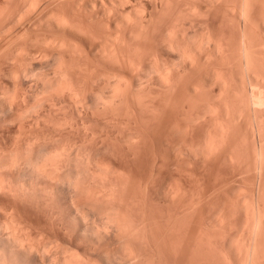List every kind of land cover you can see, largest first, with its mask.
Segmentation results:
<instances>
[{
	"label": "rangeland",
	"instance_id": "rangeland-1",
	"mask_svg": "<svg viewBox=\"0 0 264 264\" xmlns=\"http://www.w3.org/2000/svg\"><path fill=\"white\" fill-rule=\"evenodd\" d=\"M121 1L0 0V161L3 162L0 163V167L2 164L10 166L13 164L14 166L15 162L28 159L33 160L32 162L37 159V162L39 160L41 163L45 160L44 156L52 155L54 151L58 153L59 149H62L63 151H59L58 155L56 153L58 158L61 154L64 156H61L58 163H62L61 165L65 166L63 170H67L69 174L71 173L70 175L74 176V172L78 174L82 172L80 174L82 177L81 186L79 185V187L81 190L85 189L82 191L83 193L88 192V196L81 192L82 197L79 195L80 198H76L75 206L77 205L76 208L83 207L81 211L84 212L85 209L86 214L90 212L91 220L87 215V223L91 225L90 228L93 223L97 228V225H101L99 228L102 235H97L98 237L105 235L104 238L102 237L103 239H100L96 235L85 234L87 232L82 231L76 222L73 223L69 218L71 207L65 203L67 201L61 199L60 190H58L59 193L53 190L55 193L52 194L50 200L47 197L43 201L41 197L47 189V186H44L45 183L34 178V182H31L32 177H26L25 180L23 177L17 179L2 169L3 172L0 171L3 174L5 171V174L1 177L2 173L0 172V191L2 190L0 192V210L2 211H0V236L4 235L2 233L4 224L8 225L11 222L14 224L15 222L17 228L22 227L26 231L28 230L27 232L23 231L28 233V239L32 238L29 242H33L34 239L35 243L29 244L36 247L30 256L25 252L10 249L5 242L6 239L3 240L0 237V264H50L57 259L58 262H62L64 256L66 257L65 252H68V256L72 254L78 256L79 254L78 257L81 258V261L86 259L84 264L86 261L90 264H131L132 262L136 264H248L243 249L246 248L244 245L247 246L250 240V233L248 236L246 228L251 225L248 228L251 231L253 223L250 211L246 207L248 204L244 205V202L251 203L255 198L258 203V199H261L260 206L263 209L262 215L264 214V171L261 172L264 166L261 165V169V163L258 160V154L264 148V130H262L264 129V0L256 1L258 5L256 2L255 5L253 4L255 7L253 6L254 9L250 10L252 13L250 12L248 16L249 22L247 21L245 24L241 18L243 15L240 14L243 0H220L222 2L220 4L217 0L212 2H210L211 0H124L128 2L124 6ZM26 8H28V12L25 10ZM125 17L129 21H125ZM60 19L65 20L66 28L64 25L60 27L61 25L56 24ZM46 41L49 42L46 43ZM245 42L250 43L246 45ZM62 43L63 45L68 43V46L66 44L64 46L66 48L60 47ZM109 46L111 49L115 47L118 50L116 53L119 55L115 58L118 57L117 61L119 62L113 63L110 61L111 59L107 61V53L110 52ZM240 46L244 48L241 47L243 50L237 54ZM29 51L31 56H29ZM245 51L246 53H242ZM103 52H107V56ZM128 52L129 54H127ZM247 52L250 54V56L248 55L250 59L246 56ZM240 54H243L241 56L245 59L243 65L242 57L239 58ZM246 58L251 62H246ZM60 61L63 68L58 67L60 66L58 64H61ZM247 63H251L253 66L249 64L248 66L251 68L247 67ZM60 69H64V72L65 70H67L66 72L70 71L67 74L68 77L65 78L66 81L62 77L64 73L58 75ZM55 71H57L56 75ZM65 76L66 74H64ZM59 79L64 82L61 83ZM44 81H48V84L43 83ZM57 81L63 85L62 88L56 85ZM66 82H68V89L65 88L67 87ZM124 86L126 89H123ZM114 88L115 90H113ZM50 90L53 93H50ZM57 90L62 92L59 93ZM77 94L79 98L76 96ZM41 95L42 97H40ZM172 96L173 98H171ZM164 100L167 102H163ZM79 101L81 107L77 105ZM164 103H168V105ZM227 104L233 106L232 108L242 109V120L238 123L240 125L236 123L237 126L233 127V133L229 137L231 140L229 139L230 141L228 140L218 152H208L207 157V149L204 145L207 144L208 134L213 133L214 136H217V130L221 129H219V124L221 127V121H223L221 118L217 119L219 116L223 117L222 114L218 115L219 112H217V114L211 115L212 113L207 110L210 107H215L220 108L218 111L221 112ZM199 116L200 120H198ZM45 119L47 120L45 121ZM258 119L263 120L261 122ZM67 122L71 125H67ZM32 126L34 127L31 128ZM204 138L206 139L204 140ZM256 143L258 144L256 145ZM259 144L260 146H258ZM202 145L204 149H202ZM253 151L256 152V155ZM40 156L44 159L42 160ZM68 159L70 161H67ZM245 160L247 161L245 162ZM21 161L19 163H22ZM93 161L100 163L102 171L110 170L105 174L100 169L102 175L97 169V181L96 179L91 181L90 176L85 179L83 177L88 175L85 170L96 171ZM76 162L77 164L73 166ZM103 164L104 166L106 164L105 168ZM56 167L58 168V165ZM90 167L93 169L90 170ZM49 169L51 168L49 167ZM59 169L61 168L57 170ZM63 170H59L60 173L57 172L59 175H64L66 179V175H70L67 174V171L64 173ZM56 171L54 170L53 176L56 175V177L53 179H57V182L59 176L55 174ZM95 171H92V174ZM98 173L99 177H97ZM7 174L11 177L6 176ZM104 174L105 179H103ZM75 176L77 175L75 174ZM62 178L60 177L61 181ZM72 180L74 179L72 178ZM36 181L38 184L40 183V186H36ZM91 182H95V186L92 183L93 186L89 187ZM65 184L63 187L61 186L65 191L71 188L66 182ZM51 185L52 183H50ZM88 187L95 193L94 198H90L93 193L90 191L89 196ZM259 191L262 197H259V195L261 196V194L258 195ZM42 193L44 194L42 195ZM18 197L20 198L16 199ZM65 205L69 207L67 208ZM111 207L124 210L120 213H124L125 217L120 215L124 218L121 222L119 219L122 217L118 219L119 222L114 220L116 224L113 226L111 222L107 226V220H104L107 219L105 210L108 211ZM248 219L250 224H248ZM96 220L99 222L97 223ZM122 221L123 223L126 221L125 231L121 229ZM11 224L10 226H13ZM75 224L77 225L74 226ZM243 225L246 226L245 229ZM101 228L105 230L103 229L102 232ZM262 228L258 245L261 244L260 262L264 263V227ZM119 229L123 231L120 233ZM9 230L4 229L5 232ZM23 231L21 234L27 236ZM127 231L129 232L124 235V232ZM15 233L17 234V231ZM17 236L18 238L22 237L21 235ZM122 237L124 238L122 239ZM45 245L48 246L45 247ZM58 246H62V248L58 249ZM239 246H241L240 249ZM49 247L51 250L48 249ZM125 248L130 249L124 250ZM236 248L240 252H237ZM39 249L42 253L46 250V253L43 254L45 256L44 263L40 261L39 253L41 252ZM234 251L235 253H233ZM126 252L133 254L134 261L131 260L132 255L130 254L128 257L131 259L127 258ZM23 254L25 255L23 256ZM125 258L128 259L127 263ZM224 258L228 260L224 261ZM3 260L7 261L4 263Z\"/></svg>",
	"mask_w": 264,
	"mask_h": 264
},
{
	"label": "bare ground",
	"instance_id": "bare-ground-1",
	"mask_svg": "<svg viewBox=\"0 0 264 264\" xmlns=\"http://www.w3.org/2000/svg\"><path fill=\"white\" fill-rule=\"evenodd\" d=\"M202 1H206V0H202ZM212 1H214V0H211L210 2H212ZM222 1V0H221ZM256 1H258L259 2V0H243V2H242V4H241V8H240V14H242L243 15V17L241 16V18H243V22H244V24L248 21L249 22V18H248V16H249V14H250V10H252V9H254L253 8V6L255 5V2ZM217 2H218V4H220V3H222V2H220V0H217ZM216 2V3H217ZM125 3H128V2H126V1H124V0H122L121 1V4L124 6L125 5ZM257 3V2H256ZM29 4H33V3H29ZM34 4H37V3H34ZM41 4V3H40ZM254 4V5H253ZM115 5V4H114ZM257 5H258V3H257ZM29 7V6H28ZM33 7V6H32ZM255 7V6H254ZM257 7V6H256ZM30 8H31V6H30ZM29 8V10H31ZM194 8V7H193ZM27 9L28 8H26L25 10L27 11ZM33 10H35V9H33ZM192 10H194V9H192ZM24 11V10H23ZM25 12V11H24ZM28 12V11H27ZM110 12H112V11H110ZM252 13V12H251ZM18 15H20V14H18ZM15 17V16H14ZM13 17V18H14ZM16 18H17V16H16ZM19 18V17H18ZM127 18H128V16H127ZM124 19V18H123ZM125 19H126V17H125ZM251 19V18H250ZM12 20H14V19H12ZM125 21H129V19H126ZM251 21H253V20H251ZM238 22V21H237ZM125 23V22H124ZM56 24H58L60 27H63V25H64V27H65V25L67 24L66 22H65V20L64 19H60V20H58V22L56 23ZM250 24V23H249ZM249 24H247L248 26H250ZM256 24V23H255ZM244 27V26H243ZM247 27V26H246ZM7 28V27H6ZM9 28V27H8ZM66 28V27H65ZM69 28H70V25H69ZM73 28V27H72ZM247 29V28H246ZM6 30V29H5ZM73 30V32H74V29H72ZM2 31V30H1ZM13 31V30H12ZM77 31V30H76ZM4 34H5V32H3ZM244 33V32H243ZM8 34H10V33H8ZM118 36V35H117ZM121 37V36H120ZM110 39H111V37H110ZM110 39H108V40H110ZM125 39V38H124ZM1 40V39H0ZM7 40V39H6ZM54 40V39H53ZM57 40V39H56ZM120 40H122L121 38H120ZM58 41V40H57ZM64 41V40H63ZM111 41H113V40H111ZM118 41V40H117ZM49 42V41H48ZM47 41H46V43H48ZM64 42H66V41H64ZM63 42V43H64ZM115 42V41H114ZM128 42V41H127ZM63 43L60 45V47L61 46H66V44H67V46H68V43H66V44H64L63 45ZM74 43V42H73ZM118 43V42H117ZM129 43V42H128ZM250 42H248V44H249ZM45 44V43H44ZM52 44H54L53 43V41H52ZM59 44V43H58ZM57 44V45H58ZM72 44V43H71ZM115 44V43H114ZM130 44V43H129ZM245 44L246 45H248L246 42H245ZM1 45V44H0ZM48 45V44H47ZM50 45V44H49ZM56 45V46H57ZM70 45V44H69ZM123 45H125V44H123ZM243 45V44H242ZM91 46V45H90ZM129 46V45H128ZM49 47V46H48ZM70 47V46H69ZM74 47H75V45H74ZM79 47V46H78ZM122 47V46H121ZM125 47V46H124ZM223 47V46H222ZM241 47H243V46H240L239 48L241 49H238L239 50V52H237V54L238 53H241L240 51H242L243 50V48H241ZM249 47V46H248ZM252 47V46H251ZM51 48V47H50ZM64 48H66V47H64ZM109 49V53H107V52H103V54L105 55V56H107V54H108V56H107V61L108 60H110V61H112L113 63L114 62H119V61H117V60H119V58L117 57V58H115L116 56H118L117 55V53H116V51L118 52V50H116V48L114 47H112V49L110 48V46L108 47ZM250 48V47H249ZM52 49V48H51ZM57 49H58V47H57ZM68 49V48H67ZM66 49V50H67ZM106 49V48H105ZM104 49V50H105ZM219 49V48H218ZM245 49H246V46H245ZM244 49V50H245ZM252 49V48H251ZM75 50V49H74ZM82 50H84V49H82ZM73 51V50H72ZM76 51V50H75ZM98 51V50H97ZM246 51H247V49H246ZM246 51L245 52H242V53H246ZM30 52V51H29ZM36 52V51H35ZM59 52V51H58ZM60 52H61V50H60ZM63 52V51H62ZM85 52V51H84ZM124 52V51H123ZM223 52V51H222ZM26 53V52H25ZM34 53V52H33ZM82 53V52H81ZM107 53V54H106ZM248 53V52H247ZM251 53V52H250ZM19 54V53H18ZM29 54V53H28ZM35 54V53H34ZM74 54H75V52H74ZM73 54V56H75ZM84 54V53H83ZM127 54H129V52L127 53ZM26 55V54H25ZM59 55V54H58ZM68 55V54H67ZM71 55V54H70ZM103 55V56H104ZM241 55H243V54H240L239 55V58H240V56ZM250 56V54L248 53V54H246V56H247V58H249V56ZM263 55V54H262ZM29 56H31V52H30V55ZM62 56V55H61ZM60 56V58H62ZM121 56H124V55H121ZM182 56H184L183 54H182ZM181 56V57H182ZM245 56V55H244ZM245 56V57H246ZM254 56V55H253ZM34 57V56H33ZM64 57V56H63ZM108 57H110V58H108ZM242 58L241 59H243V61H242V65H243V62L245 61V59L243 58V56H241ZM122 58V57H121ZM246 58V59H247ZM113 59V60H112ZM123 59H125V58H123ZM226 59V58H225ZM250 59V58H249ZM249 59H247V61L246 62H251V61H248ZM57 60V59H56ZM64 60H65V58H64ZM229 60V59H228ZM237 60V59H236ZM61 61H63V60H61ZM60 61V63L61 64H58V65H60V66H58V67H61V68H63V64H62V62ZM240 61V62H241ZM258 61V60H257ZM65 62V61H64ZM123 62H125L126 63V61H123ZM226 62V61H225ZM228 62V61H227ZM245 62V63H246ZM112 64V63H111ZM250 64V66L252 65L251 63H249ZM248 63H247V67H250V66H248L249 65ZM53 65H56V64H53ZM245 66H246V64H244ZM51 66V65H50ZM80 66V65H79ZM193 66V65H192ZM244 66V67H245ZM253 66V65H252ZM53 67V66H52ZM58 67H57V69H58ZM65 68H67L66 66H64ZM69 67V66H68ZM74 67V66H73ZM44 68V67H43ZM64 68V69H65ZM243 68V67H242ZM246 68V67H245ZM251 68V67H250ZM1 69V68H0ZM41 69V68H40ZM63 69V70H64ZM247 69V68H246ZM245 69V70H246ZM63 70H61L60 69V71H58V75H60V74H62V73H64V74H66V76L64 77V74H62L63 76V79H65V78H67L68 76H67V74L70 72H66L67 70H68V68H67V70H65V72L63 71ZM72 70H73V68H72ZM243 70V69H242ZM250 69L248 68V71H249ZM30 71H32V70H30ZM36 71V70H35ZM40 71V70H39ZM57 71H55L54 72V74L55 73H57ZM74 71V70H73ZM29 72V71H28ZM45 72V71H44ZM72 72V71H71ZM85 72V71H84ZM245 72V71H244ZM35 73V72H34ZM246 73V72H245ZM244 73V74H245ZM249 73V72H248ZM247 73V74H248ZM4 74V73H3ZM75 74V73H74ZM73 74V75H74ZM86 74V73H85ZM165 74V73H164ZM186 74V73H185ZM251 74V73H250ZM32 75H33V73H32ZM56 75V74H55ZM104 75V74H103ZM169 75V74H168ZM249 75V74H248ZM26 76V75H25ZM69 76H70V74H69ZM78 76V75H77ZM80 76V75H79ZM255 76V75H254ZM30 77V76H29ZM36 77V76H35ZM50 77V76H49ZM81 77V76H80ZM170 77V76H169ZM180 77V76H179ZM257 77H258V75H257ZM261 77V76H260ZM6 78H8V77H6ZM16 78V77H15ZM44 78V77H43ZM48 78V77H47ZM52 78V77H51ZM104 78V77H103ZM251 78H253V77H251ZM17 79V78H16ZM25 79V78H24ZM41 79V78H40ZM50 79V78H49ZM56 79V78H55ZM62 78H61V80H63ZM70 79V78H69ZM120 79V78H119ZM170 79V78H169ZM26 80H27V78H26ZM29 80V79H28ZM32 80V79H31ZM48 80V79H47ZM57 80V79H56ZM61 80L59 79V81L61 82ZM55 81V80H54ZM59 81H57V83H56V85H58V86H61V87H59V88H62V84L61 83H63L64 81H66V79L64 80V81H62L61 83L59 82ZM68 81V80H67ZM94 81V80H93ZM169 81V80H168ZM167 81V82H168ZM230 81H231V79H230ZM249 81H251L252 82V80H249ZM264 81V80H263ZM262 81V82H263ZM17 82V81H16ZM46 81H44L43 83H45ZM48 82V81H47ZM46 82V83H47ZM52 82V81H51ZM58 82L60 83V85L58 84ZM120 82V81H119ZM122 82V81H121ZM170 82V81H169ZM169 82H168V84H169ZM232 82V81H231ZM42 83V82H41ZM42 83V84H43ZM50 83V82H49ZM67 84V87H65V88H67L68 89V82H66ZM78 83V82H77ZM224 83H225V81H224ZM18 84V83H17ZM48 84V83H47ZM53 84H55L54 82H53ZM106 84V83H105ZM119 84V83H118ZM171 84V83H170ZM175 84V83H174ZM96 85V84H95ZM116 85V84H115ZM126 85V84H125ZM37 86V85H36ZM49 86V85H48ZM53 86V85H52ZM57 86V87H58ZM81 86V85H80ZM121 86V85H120ZM123 86V85H122ZM127 86V85H126ZM169 86V85H168ZM226 86V85H225ZM248 86V85H247ZM246 86V87H247ZM70 87V86H69ZM116 87H118L117 85H116ZM125 87V86H124ZM171 87H172V85H171ZM263 87V86H262ZM21 88V87H20ZM50 88V87H49ZM58 88V89H59ZM75 88V87H74ZM113 88V87H112ZM120 88V87H119ZM229 88V87H228ZM231 88V87H230ZM233 88V87H232ZM249 88V87H248ZM253 88V87H252ZM255 88V87H254ZM64 89V88H63ZM93 89V88H92ZM118 89V88H117ZM123 89H126V87L125 88H123ZM123 89H121V90H123ZM171 89V88H170ZM40 90V89H39ZM44 90H45V87H44ZM47 90V89H46ZM52 90H53V87H52ZM55 90H56V88H55ZM54 90V91H55ZM62 90V89H61ZM69 90H71L70 88H69ZM83 90V89H82ZM113 90H115V88L113 89ZM112 90V91H113ZM64 91V90H63ZM42 92V91H41ZM44 92V91H43ZM49 92V91H48ZM52 91L50 90V93H51ZM57 92H59L58 90H57ZM56 92V93H57ZM62 92V91H61ZM61 92H59V93H61ZM74 92H75V90H74ZM85 92V91H84ZM125 92V91H124ZM259 92V91H258ZM53 93V92H52ZM66 93V92H65ZM76 93V92H75ZM169 93H171V92H169ZM48 94V93H47ZM117 94H118V92H117ZM247 94V93H246ZM44 95V94H43ZM56 95V94H55ZM62 95V94H61ZM85 95V94H84ZM94 95V94H93ZM123 95V94H122ZM126 95H128V94H126ZM26 96V95H25ZM32 96V95H31ZM64 96H65V94H64ZM75 96V95H74ZM77 97H78V94L76 95ZM164 96H166V94H164ZM171 96V95H170ZM23 97V96H22ZM40 97H42V95L40 96ZM49 97H51V96H49ZM76 97V98H77ZM86 97V96H85ZM112 97V96H111ZM168 97V96H167ZM166 97V99L167 100H169L168 98ZM247 97V96H246ZM16 98V97H15ZM20 98V97H19ZM34 98V97H33ZM35 98H36V96H35ZM59 98V97H58ZM79 98V97H78ZM171 98H173V96L171 97ZM170 98V99H171ZM253 98V97H252ZM38 99V98H37ZM37 99H36V101H37ZM40 99V98H39ZM60 99V98H59ZM82 99V98H81ZM80 99V100H81ZM107 99V98H106ZM118 99V98H117ZM160 99V98H159ZM162 99V98H161ZM254 99V98H253ZM1 100V99H0ZM18 100V99H17ZM25 100V99H24ZM77 100V99H76ZM84 100V99H83ZM99 100V99H98ZM110 100V99H109ZM127 100V99H126ZM138 100V99H137ZM247 100V99H246ZM245 100V101H246ZM255 100V99H254ZM22 101V100H21ZM40 101V100H39ZM101 101V100H100ZM103 101V100H102ZM112 101V100H111ZM155 101V100H154ZM162 101V100H161ZM166 100H164L163 102H165ZM33 102H34V100H33ZM80 102V101H79ZM78 102V104L77 103H74V104H77L78 106H80L81 107V102L79 103ZM106 102H107V100L105 101V104H106ZM109 102V101H108ZM167 102V101H166ZM170 102V101H169ZM249 102H250V100H249ZM29 103V102H28ZM50 103V102H49ZM86 103V102H85ZM100 103V102H99ZM98 103V104H99ZM140 103V102H139ZM247 103V102H246ZM8 104V103H7ZM35 104V103H34ZM60 104V103H59ZM80 104V105H79ZM93 104V103H92ZM96 104V103H95ZM116 104V103H115ZM165 105H168V103H164ZM12 105H14V104H12ZM56 105V104H55ZM82 105H83V102H82ZM86 105V104H85ZM110 105V104H109ZM250 105V104H249ZM69 106H71V105H69ZM89 106V105H88ZM93 106V105H92ZM96 106V105H95ZM103 106V105H102ZM111 106H112V104H111ZM148 106V105H147ZM246 106V105H245ZM252 106H253V104H252ZM41 107V106H40ZM97 107V106H96ZM100 107V106H99ZM106 107V106H105ZM169 107H170V105H169ZM233 107V106H232ZM231 106H228V104L224 107V111L223 110H221V112L220 111H218V110H220V108H213V107H210V108H208V110L207 111H209L210 113H212L211 115H214V114H217V112H219V114L218 115H221L222 114V116L223 117H220L219 116V118H217V119H219L220 120V118L223 120V121H221V124H222V126L220 127V124H219V122H218V124H219V129L220 130H217V132L218 133H216V135L217 136H214V134L212 133V134H208V138H207V136H206V138H204V140L206 139L207 140V144L206 143H204V144H206V145H204L206 148L205 149H207V153H206V151H205V153L207 154V157H208V152H211V153H214L215 151L216 152H218V150H220V149H222L223 148V145L225 146V144L228 142V140L230 139L229 137L231 136V134L233 133V130H234V128H235V125H236V123L238 124L241 120H242V117H243V114L241 113V111H242V109L240 110V108H232ZM240 107V106H239ZM251 107V106H250ZM21 108V107H20ZM23 108V107H22ZM31 108V107H30ZM53 108V107H52ZM60 108V107H59ZM103 108V107H102ZM242 108V107H241ZM54 109V108H53ZM66 109V108H65ZM91 109V108H90ZM159 109V108H158ZM18 110V109H17ZM83 110V109H82ZM111 110V109H110ZM247 110V109H246ZM59 111V110H58ZM58 111H56V112H58ZM222 111L223 112H225L224 114L222 113ZM9 112V111H8ZM39 112V111H38ZM90 112V111H89ZM104 112V111H103ZM215 112V113H214ZM243 112V111H242ZM95 113V112H94ZM209 113V114H210ZM20 114V113H19ZM36 114V113H35ZM57 114V113H56ZM66 114V113H65ZM32 115V114H31ZM97 115V114H96ZM99 115V114H98ZM156 115V114H155ZM217 115V116H218ZM51 116V115H50ZM256 116H257V113H256ZM31 117V116H30ZM157 117V116H156ZM155 117V118H156ZM200 117V116H199ZM198 117V118H199ZM259 117V116H258ZM258 117H256V118H258ZM263 117V116H262ZM23 118V117H22ZM197 118V119H198ZM264 118V117H263ZM29 119V118H28ZM201 119V117L198 119V120H200ZM23 120V119H22ZM41 120V119H40ZM47 119H45V121H46ZM54 120V119H53ZM55 120H56V118H55ZM66 120V119H65ZM197 120V121H198ZM260 119H258V121H259ZM261 120H263V119H261ZM260 120V121H261ZM30 121H31V119H30ZM35 121V120H34ZM76 121V120H75ZM97 121V120H96ZM24 122V121H23ZM83 122V121H82ZM88 122V121H87ZM94 122V121H93ZM262 122V121H261ZM36 123V122H35ZM46 123V122H45ZM44 123V124H45ZM57 123H58V121H57ZM63 123V122H62ZM68 123V122H67ZM66 123V124H67ZM76 123V122H75ZM86 123V122H85ZM89 123V122H88ZM257 123V122H256ZM259 123V122H258ZM39 124V123H38ZM49 124H50V122H49ZM60 124V123H59ZM65 124V125H66ZM70 123H68L67 125H69ZM72 124H74V123H72ZM233 124H234V126H233ZM261 124V123H260ZM58 125V124H57ZM64 125V124H63ZM71 125V124H70ZM75 125V124H74ZM79 125V124H78ZM90 125H92V124H90ZM238 125H240V124H238ZM257 125V124H256ZM262 125V124H261ZM28 126V125H27ZM38 126V125H37ZM56 126V125H55ZM94 126V125H93ZM110 126V125H109ZM114 126V125H113ZM218 126V125H217ZM237 126V125H236ZM23 127V126H22ZM34 126H32L31 128H33ZM60 127V126H59ZM59 127H58V129H59ZM63 127V126H62ZM76 127V126H75ZM90 127H92V126H90ZM118 127V126H117ZM189 127V126H188ZM193 127V126H192ZM234 127V128H233ZM252 127H253V125H252ZM25 128V127H24ZM56 128V127H55ZM61 128V127H60ZM67 128V127H66ZM65 128V129H66ZM71 128H74V126L72 127L71 126ZM96 128V127H95ZM104 128H106V127H104ZM257 128V127H256ZM21 129V128H20ZM90 129V128H89ZM101 129V128H100ZM103 129V128H102ZM35 130V129H34ZM51 130V129H50ZM70 130V129H69ZM79 130V129H78ZM77 130V131H78ZM262 130H264V129H262ZM261 130V131H262ZM18 131V130H17ZM24 131H26V130H24ZM31 131H33V130H31ZM75 131V130H74ZM195 131V130H194ZM252 131H253V129H252ZM258 131V130H257ZM58 132V131H57ZM56 132V133H57ZM68 132V131H67ZM76 132V131H75ZM211 132V131H210ZM235 132V131H234ZM254 132V131H253ZM51 133V132H50ZM50 133H48V134H50ZM64 133V132H63ZM82 133V132H81ZM84 133H86V132H84ZM89 133V132H88ZM90 133H91V131H90ZM22 134H24V133H22ZM26 134V133H25ZM28 134V133H27ZM94 134V133H93ZM252 135H253V133H251ZM14 135V134H13ZM20 135V134H19ZM38 135V134H37ZM51 135H52V133H51ZM60 135V134H59ZM71 135H73L72 133H71ZM77 135V134H76ZM78 135H79V133H78ZM99 135V134H98ZM134 135V134H133ZM213 135V136H212ZM235 135V134H234ZM251 135V136H252ZM21 136V135H20ZM23 136V135H22ZM65 136V135H64ZM73 136H75V135H73ZM97 136V135H96ZM132 136V135H131ZM238 136V135H237ZM261 136V135H260ZM16 137V136H15ZM32 137V136H31ZM47 137V136H46ZM45 137V138H46ZM54 137V136H53ZM69 137V136H68ZM102 137V136H101ZM100 137V138H101ZM134 137V136H133ZM217 137V138H216ZM253 137H254V135H253ZM41 138V137H40ZM39 138V139H40ZM44 138V137H43ZM95 138V137H94ZM142 138V137H141ZM235 138V137H234ZM20 139V138H19ZM32 139V138H31ZM36 139H38V138H36ZM49 139V138H48ZM50 139H52L51 138V136H50ZM57 139V138H56ZM67 139V138H66ZM69 139H71L70 137H69ZM73 139H75V138H73ZM84 139V138H83ZM122 139V138H121ZM131 139V138H130ZM237 139V138H236ZM255 139V138H254ZM22 140V139H21ZM30 140V139H29ZM41 140V139H40ZM45 140V139H44ZM59 140H61V139H59ZM64 140V139H63ZM91 140V139H90ZM97 140H99V139H97ZM231 140V139H230ZM229 140V141H230ZM53 141V140H52ZM55 141V140H54ZM78 141V140H77ZM84 141H85V139H84ZM111 141V140H110ZM109 141V142H110ZM126 141V140H125ZM247 141V140H246ZM245 141V142H246ZM21 142V141H20ZM28 142V141H27ZM33 142H35V141H33ZM32 142V143H33ZM47 142V141H46ZM65 142V141H64ZM67 142V141H66ZM71 142H72V140H71ZM96 142V141H95ZM135 142V141H134ZM241 142V141H240ZM256 142V141H255ZM77 143V142H76ZM98 143V142H97ZM130 143V142H129ZM260 143V142H259ZM264 143V142H263ZM31 144V143H30ZM42 144V143H41ZM56 144V143H55ZM88 144V143H87ZM93 144H94V142H93ZM131 144V143H130ZM135 144H137V143H135ZM203 144V143H202ZM258 143H256V145H257ZM31 145H33V144H31ZM47 145V144H46ZM51 145V144H50ZM68 145V144H67ZM76 145V144H75ZM75 145H73V146H75ZM108 145V144H107ZM110 145H111V143H110ZM126 145V144H125ZM133 145V144H132ZM242 145V144H241ZM250 145V144H249ZM12 146V145H11ZM41 146V145H40ZM54 146H56V145H54ZM122 146H123V144H122ZM251 146V145H250ZM249 146V147H250ZM258 146H260V144L258 145ZM17 147V146H16ZM45 147V146H44ZM51 147V146H50ZM64 147V146H63ZM77 147V146H76ZM83 147V146H82ZM86 147V146H85ZM201 147V146H200ZM222 147V148H221ZM240 147V146H239ZM10 148V147H9ZM14 148V147H13ZM20 148V147H19ZM59 148V147H58ZM61 148V147H60ZM66 148V147H65ZM256 148H257V146H256ZM3 149V148H2ZM40 149V148H39ZM44 149V148H43ZM47 149V148H46ZM53 149V148H52ZM67 149V148H66ZM68 149H70V148H68ZM72 149V148H71ZM83 149V148H82ZM81 149V150H82ZM86 149V148H85ZM98 149V148H97ZM107 149V148H106ZM105 149V150H106ZM110 149V148H109ZM144 149V148H143ZM202 149H204L203 148V145H202ZM42 150V149H41ZM47 150H49V149H47ZM51 150V149H50ZM56 150V149H55ZM61 150L62 149H59V151L61 152ZM73 150V149H72ZM71 150V151H72ZM77 151H78V149H76ZM79 150H80V148H79ZM248 150V149H247ZM11 151H12V149H11ZM16 151V150H15ZM59 151H58V153H59ZM63 151V150H62ZM65 151V150H64ZM67 151V150H66ZM65 151V152H66ZM107 151V150H106ZM201 151H203V150H201ZM214 151V152H213ZM255 151H257V150H255ZM4 152V151H3ZM17 152V151H16ZM26 152V151H25ZM28 152H29V150H28ZM27 152V153H28ZM41 152V151H40ZM55 152V151H54ZM53 152V153H54ZM73 152V151H72ZM76 152V151H75ZM80 152H82V151H80ZM88 152V151H87ZM91 152V151H90ZM97 152V151H96ZM126 152V151H125ZM248 152V151H247ZM45 153V152H44ZM47 153V152H46ZM50 153H52L51 151H50ZM49 153V154H50ZM52 153V155L50 154V155H47V157L46 156H44L45 157V160H43L44 159V157L43 158H41V156H42V152H41V156H40V158L43 160V161H41V163H39V160H38V162H37V159H36V163L35 162H32L33 160H26V161H21L22 163H19L18 162V160H17V162L19 163H14V166H13V164H12V166H10V165H7V164H2V167H0L1 169V171H2V169L3 170H5L8 174L10 173L13 177H15V178H17V179H19V178H24V180L26 179V177L28 178V177H32L31 178V182H34L33 180L35 179V180H37V181H41L42 183H45V187L47 186V189H45V191H44V193H42V197L41 198H43V201H44V198H46L47 199V197H49V200H50V197L51 196H53L52 194H54L55 192L53 191V190H55V191H57L58 192V190H60L61 191V194H62V198L61 199H64L65 201H67V202H65V203H68L69 204V206L71 207L70 208V214H69V218H70V220L71 221H73V223L74 222H76L77 224H78V226L82 229V231H85V232H87V233H85V234H91V236H92V234L93 235H102L101 234V232H100V228H99V226H101V225H97L98 226V228L97 227H95L94 226V223H93V219H92V223H93V226H92V228H90L91 227V225L89 226L88 225V223H87V217L88 218H90L89 220H91V216L89 215V213H87L86 214V212H85V209H84V212H82L81 210H83V207L82 208H79V207H77L76 208V206H75V204H76V198H80V196L82 195V191L83 190H85V189H83V190H81V188L79 187V185H80V181H81V179H82V177L80 176V174H82V172H80L79 174L77 173V172H74V176H73V174L72 175H70L69 174V172L67 171V170H63L64 169V165L62 166L61 164L62 163H58V161H59V159L60 158H62V157H64V156H62V154H61V156H60V158H58V153L57 152H55L54 154ZM56 153H57V155H56ZM63 153V152H62ZM69 153H71V152H69ZM77 153V152H76ZM98 153H100V152H98ZM119 153V152H118ZM127 153V152H126ZM236 153V152H235ZM250 153V152H249ZM253 153H254V151H253ZM256 153V152H255ZM254 153V155H256ZM258 153V152H257ZM48 154V153H47ZM64 154V153H63ZM66 154V153H65ZM68 154V153H67ZM72 154V153H71ZM79 154V153H78ZM77 154V155H78ZM81 154H83V153H81ZM40 155V154H39ZM97 155V154H96ZM128 155H129V153H128ZM202 155H203V153H202ZM35 156V155H34ZM57 156V157H56ZM137 156V155H136ZM228 156H231V155H228ZM258 160L260 161V168L262 169V167H261V165L262 166H264L263 164H264V148H262V150L260 151V154H258ZM75 157V156H74ZM79 157V156H78ZM81 157V156H80ZM98 157V156H97ZM217 157V156H216ZM225 157V156H224ZM247 157V156H246ZM35 158V157H34ZM37 158H39V156H37ZM58 158V159H57ZM66 158H67V156H66ZM70 158V157H69ZM93 158V157H92ZM99 158V157H98ZM254 158V157H253ZM256 158V157H255ZM254 158V159H255ZM22 159H24L23 157H22ZM25 159H27L26 157H25ZM33 159V158H32ZM63 159H65V158H63ZM71 159H72V157H71ZM82 159V158H81ZM84 159V158H83ZM86 159V158H85ZM118 159V158H117ZM206 159V158H205ZM247 159V158H246ZM7 160V159H6ZM78 160H79V158H78ZM63 161V160H62ZM67 161H70L69 159L67 160ZM67 161H64V162H67ZM82 161V160H81ZM91 161V160H90ZM247 160H245V162H246ZM251 161V160H250ZM255 161H257V160H255ZM258 161V162H259ZM64 162H63V164H64ZM72 163H73V161H71ZM70 162V163H71ZM78 162V161H77ZM77 162L76 163H74V165L73 166H75L76 164H77ZM94 162V161H93ZM100 162H102V161H100ZM231 162V161H230ZM254 162V161H253ZM0 163H3V162H1L0 161ZM95 163V166H93L94 167V169L96 168V171L95 170H92V171H95V173L94 174H92V171H87V170H85V173H87L88 175H84L83 177H84V179L85 178H87V177H89V179L91 180V181H95V179H96V173H97V169L99 170V172L101 173V171H102V166L101 165H99L98 163H96V161L94 162ZM93 163V164H94ZM252 163V162H251ZM61 166H60V165ZM79 164V163H78ZM88 164H91V163H88ZM88 164H87V166H88ZM99 165V167H97L98 165ZM102 164V163H101ZM58 165V168H61L63 171H64V173L66 172L67 174H69L70 176H68V175H66L67 177H66V179H65V176L64 175H62V174H60L59 175V170H61V169H59V170H57L58 168L56 167ZM65 165H66V163H65ZM67 165H68V163H67ZM234 165V164H233ZM246 165V164H245ZM249 165V164H248ZM69 166H70V164H69ZM85 166V165H84ZM92 166V165H91ZM103 166H104V164H103ZM105 166H106V164H105ZM105 166H104V168H105ZM128 166V165H127ZM238 166V165H237ZM45 167V168H44ZM51 168V169H49L48 170V168ZM56 167V168H55ZM63 167V168H62ZM67 167V166H66ZM71 167V166H70ZM93 167L91 168L90 167V170L91 169H93ZM234 167V166H233ZM254 167H255V165H254ZM55 168V169H54ZM89 168V167H88ZM103 168V169H104ZM68 169V168H67ZM83 169V168H82ZM85 169V168H84ZM100 169H101V171H100ZM261 169H259V170H261ZM54 170L56 171L55 172V174H57L58 176V178H59V180L56 182V180L55 179H53V178H55L56 177V175H55V177L53 176V174H54ZM77 170H79V169H77ZM121 170V169H120ZM258 170V169H257ZM0 171V172H1ZM5 171H4V174H5ZM63 171H61L62 173H63ZM110 172V170H108L107 169V171L106 172ZM112 171V170H111ZM241 171V170H240ZM247 171H249V170H247ZM264 171V169L263 170H261V172H263ZM3 172V171H2ZM1 172V173H2ZM102 172H105V169H104V171H102ZM106 172H105V174H106ZM114 172V171H113ZM116 172V171H115ZM122 172V171H121ZM129 172V171H128ZM255 172V171H254ZM261 172H260V174H261ZM73 173V172H72ZM247 173V172H246ZM249 173H250V171H249ZM3 173L1 174V177H3L2 175H4ZM8 174L6 175V176H8ZM75 174L77 175V176H75ZM89 174H91V175H89ZM102 175H103V173H101ZM100 174V176H102ZM105 174H104V176H103V179H105L104 177H105ZM108 174V173H107ZM110 174V173H109ZM99 175V173L97 174V177H99L98 176ZM118 175V174H117ZM249 175V174H248ZM53 176V177H52ZM62 176H64V178H62ZM71 176H72V178L74 179V180H72V178H71ZM79 176V177H78ZM86 176V177H85ZM108 176V175H107ZM120 176H121V174H120ZM252 176V175H251ZM8 177H11V176H8ZM60 177L62 178V181H61V179H60ZM75 177V178H74ZM81 177V178H80ZM123 177V176H122ZM125 177V176H124ZM263 177V176H262ZM34 178V179H33ZM68 178V179H67ZM120 178V177H119ZM5 179V178H4ZM16 179V180H17ZM30 179V178H29ZM100 179V178H99ZM102 179V178H101ZM249 179V178H248ZM254 179V178H253ZM13 180V179H12ZM21 180V179H20ZM19 180V181H20ZM23 180V179H22ZM107 180V179H106ZM119 180V179H118ZM123 180V179H122ZM129 180V179H128ZM1 181H3L2 180V178H1ZM36 181V182H37ZM86 181H88V180H86ZM96 181H97V179H96ZM99 181V180H98ZM104 181V180H103ZM131 181V180H130ZM35 182V183H36ZM61 182H63V183H61ZM65 182L69 185V187H71L70 189L68 188L67 190H69V191H65V189L64 188H62L63 187V185H66L65 184ZM84 182V184H85V181H83ZM90 182V181H89ZM100 182V181H99ZM260 182V181H259ZM41 183V184H42ZM50 183H52V185L50 186ZM92 183L94 184L95 182H91V185L89 186V187H91V186H93L92 185ZM113 183V182H112ZM23 184V183H22ZM33 184V183H32ZM32 184H30V185H32ZM40 184V183H39ZM38 184V182H37V184H36V186L37 185H39ZM54 184H56L55 186H53ZM81 184H83V183H81ZM97 184V183H96ZM101 184V183H100ZM121 184V183H120ZM98 185V184H97ZM131 185V184H130ZM19 186V185H18ZM33 186H34V184H33ZM40 186V185H39ZM62 186V187H61ZM81 186V185H80ZM88 186V185H87ZM94 186H95V184H94ZM103 186V185H102ZM129 186V185H128ZM127 186V187H128ZM65 187V186H64ZM68 187V186H67ZM83 188L85 187V186H82ZM88 187V189H89V196H90V191H91V189ZM107 187V186H106ZM258 187H259V184H258ZM264 187V186H263ZM85 188H87V187H85ZM93 188V187H92ZM95 188V187H94ZM96 188H97V186H96ZM125 188V187H124ZM132 188V187H131ZM262 188V187H261ZM2 189V188H1ZM22 189V188H21ZM29 189V188H28ZM37 189V188H36ZM79 189H80V191H79ZM96 190V189H95ZM98 190V189H97ZM104 190V189H103ZM112 190V189H111ZM117 190V189H116ZM174 190V189H173ZM2 191V190H1ZM0 191V192H1ZM39 191H40V188H39ZM52 191H53V193H52ZM59 191V192H60ZM81 193H79V192ZM86 191H87V189H86ZM85 191V192H86ZM108 191V190H107ZM121 191V190H120ZM255 191V190H254ZM261 191V190H260ZM259 191V193H258V195L259 194H261V192ZM264 191V190H263ZM262 191V192H263ZM31 192V191H30ZM57 192H56V194H57ZM58 192V193H59ZM92 192V191H91ZM99 192V191H98ZM252 192V191H251ZM257 192H258V189H257ZM78 194V195H76V194ZM93 193V192H92ZM91 193V194H92ZM106 193V192H105ZM255 193V192H254ZM264 193V192H263ZM7 194V193H6ZM24 194V193H23ZM37 194V193H36ZM38 194H39V192H38ZM87 194V196H88V192L86 193ZM85 193H83V195H86ZM94 194V195H93ZM92 195H91V197L90 198H94V196H95V193H93ZM100 194H102V193H100ZM99 194V195H100ZM120 194V193H119ZM123 194V193H122ZM125 194V193H124ZM129 194V193H128ZM173 194V193H172ZM244 194V193H243ZM58 195V194H57ZM80 195V196H79ZM96 195H97V193H96ZM110 195V194H109ZM114 195V194H113ZM36 196V195H35ZM39 196V195H38ZM76 196V197H75ZM79 196V197H78ZM86 196V197H87ZM102 196V195H101ZM127 196V195H126ZM248 196V195H247ZM75 197V201H74V198ZM82 197V196H81ZM84 197V196H83ZM98 197V196H97ZM109 197V196H108ZM124 197V196H123ZM171 197V196H170ZM178 197H180V196H178ZM253 197V196H252ZM259 197H262V194H261V196L259 195ZM258 197V198H259ZM20 197H18V198H16V199H19ZM89 198V197H88ZM87 198V199H88ZM101 198V197H100ZM107 198V197H106ZM113 198V197H112ZM120 198V197H119ZM119 198H118V200H119ZM175 198V197H174ZM257 198V197H256ZM52 199V198H51ZM53 199H54V197H53ZM84 199V198H83ZM82 199V200H83ZM96 199H98V198H96ZM96 199H94V200H96ZM117 199V198H116ZM191 199V198H190ZM41 200V199H40ZM103 200V199H102ZM106 200V199H105ZM104 200V201H105ZM117 200V201H118ZM124 200V199H123ZM243 200V199H242ZM247 199H245V201H246ZM260 200V201H259ZM16 201V200H15ZM52 201V200H51ZM63 201V200H62ZM77 201L78 202H80L79 201V199H77ZM91 201V200H90ZM93 201V200H92ZM177 201V200H176ZM264 201V200H263ZM33 202V201H32ZM37 202V201H36ZM84 202V200L82 201V203ZM87 202V201H86ZM96 202V201H95ZM171 202V201H170ZM189 202V201H188ZM192 202V201H191ZM242 202V201H241ZM247 202H249L248 200H247ZM256 204H255V203ZM18 203V202H17ZM41 203V202H40ZM49 203V202H48ZM63 203V202H62ZM89 203V202H88ZM118 203H121V202H118ZM239 203V202H238ZM260 203V204H259ZM43 204V206H44V203H42ZM126 204V203H125ZM198 204V203H197ZM245 204H248L246 207H248V211H250V214H251V219H252V229H251V231H250V229H248L250 226L248 225V224H250V222H249V219H248V224H247V226H249V227H247L246 229H247V232H248V236H249V233H250V240H249V242H248V244H247V246H246V244L244 245L246 248L245 249H243L244 250V253L246 254V260H247V262H248V264H264L263 262L261 263L260 262V257H259V250H261L260 249V247H261V244H260V246L258 245V241H260V233L262 232V227H264L263 225V223H264V214L262 215V208H261V199H258V203L256 202V200H255V198H254V201H252L251 203L249 202V203H245L244 202V205ZM35 205V204H34ZM81 205V204H80ZM88 205V204H87ZM100 205V204H99ZM107 205V204H106ZM241 205H242V203H241ZM243 205V206H244ZM263 205V204H262ZM47 206H48V204H47ZM49 206H50V204H49ZM66 206V205H65ZM68 206V207H69ZM103 206H105V205H103ZM137 206V205H136ZM239 206V205H238ZM67 207V206H66ZM67 207V208H68ZM88 207V206H87ZM122 207V206H121ZM127 207V206H126ZM250 207V208H249ZM85 208V207H84ZM103 208V207H102ZM106 208V207H105ZM240 208V207H239ZM243 208V207H242ZM65 209V208H64ZM95 209V208H94ZM128 209V208H127ZM243 209H245V208H243ZM89 210V209H88ZM93 210V209H92ZM131 210V209H130ZM142 210V209H141ZM234 210H237V208L235 209L234 208ZM233 210V211H234ZM242 210V209H241ZM247 210H246V212H247ZM1 211V210H0ZM37 211V210H36ZM62 211V210H61ZM94 211V210H93ZM98 211V210H97ZM106 212H107V214H106V216H107V219H104L105 221L107 220V226L109 225L108 223H110L111 222V225L113 226V224H116L115 222H114V220H118L119 218H121L122 216H124V213L123 214H121L120 212H122V211H124V210H122L121 211V208H117V207H111V209L109 208L108 209V211L107 210H105ZM128 211V210H127ZM237 211H239V210H237ZM237 211H236V213H237ZM244 211V210H243ZM2 212V211H1ZM8 212V211H7ZM83 214H82V213ZM92 212V211H91ZM143 212V211H142ZM185 212H187V211H185ZM191 212H193V211H191ZM245 212V213H246ZM12 213V212H11ZM24 213V212H23ZM56 213V212H55ZM94 213V212H93ZM99 213H100V210H99ZM189 213H190V211H189ZM235 213V212H234ZM247 213H249V212H247ZM14 214V213H13ZM40 214V213H39ZM86 214V215H85ZM101 214L102 215H104L102 212H101ZM127 214V213H126ZM186 214V213H185ZM242 214V213H241ZM5 215H7L6 213H5ZM9 215V214H8ZM15 215V214H14ZM62 215V214H61ZM88 215V216H87ZM120 215H122L121 217H120ZM147 215V214H146ZM236 215V214H235ZM243 215V214H242ZM52 216V215H51ZM98 216V215H97ZM193 216V215H192ZM4 217V216H3ZM6 217V216H5ZM13 217V216H12ZM18 217V216H17ZM95 217V216H94ZM125 217V216H124ZM10 218V217H9ZM99 218V217H98ZM104 218V217H103ZM131 218V217H130ZM138 218V217H137ZM248 218V217H247ZM8 219V218H7ZM13 219V218H12ZM63 219V218H62ZM122 219H124L123 217L121 218V219H119L120 220V222H121V220ZM145 219V218H144ZM10 220V219H9ZM101 220V219H100ZM119 220L117 221V222H119ZM126 220V219H125ZM245 220V219H244ZM11 221V220H10ZM97 221V220H96ZM132 221V220H131ZM135 221V220H134ZM142 221V220H141ZM242 221V220H241ZM4 222V221H3ZM63 222V221H62ZM99 221H97V223H98ZM102 222V221H101ZM114 222V223H113ZM126 222V221H125ZM125 222L123 223V221H122V223L121 224H123L122 226H121V229H124V226H125ZM5 223V222H4ZM6 223H8L7 221H6ZM10 223V222H9ZM12 223V222H11ZM10 223V224H11ZM31 223V222H30ZM49 223V222H48ZM91 223V222H90ZM91 223V224H92ZM105 223V222H104ZM128 223V222H127ZM129 223H131L130 221H129ZM150 223H152V222H150ZM156 223V222H155ZM10 224H4L3 225V230H2V233L5 235H3V237H1L3 240H5L6 239V243L8 244V246H9V248L10 249H13V250H18V251H22V252H25V254H33V252L32 251H34V247H36V246H32V245H30L31 243H33L34 242V239H33V242L31 241V242H29V240H31L32 238H29L28 239V233H26L27 231L25 230V229H23L22 227H20L21 225L19 224V227L22 229H20V228H17V226H16V224H15V222H14V224L12 223L11 225H13V226H10ZM18 224V223H17ZM77 224H75L74 226H76ZM119 224V223H118ZM81 225V226H80ZM96 225V224H95ZM105 225V224H104ZM120 225V224H119ZM48 226V225H47ZM59 226V225H58ZM89 226V227H88ZM127 227H128V225H126ZM129 226H130V228H132L131 227V225L129 224ZM133 226V225H132ZM244 226V225H243ZM0 227H1V225H0ZM4 227H6V228H4ZM37 227V226H36ZM52 227V226H51ZM111 227V226H110ZM117 227V226H116ZM127 227H125V228H127ZM147 227V226H146ZM150 227V226H149ZM245 227L246 226H244V229H245ZM1 228V229H2ZM32 228V227H31ZM50 228V227H49ZM54 228V227H53ZM71 228V227H70ZM105 228V227H104ZM104 228H101L102 229V232H103V229ZM120 228V227H119ZM129 228V227H128ZM127 228V229H128ZM134 228V227H133ZM137 228V227H136ZM242 228V227H241ZM240 228V229H241ZM4 229H6V230H9V231H11V232H9V231H4ZM16 229V231H17V234L14 232V230ZM17 229H19V230H21V231H23V230H25L26 232H24V234L26 233V235L27 236H25V235H23V233L21 234V231L19 232V230H17ZM51 229V228H50ZM62 229V228H61ZM93 229V230H92ZM152 229V228H151ZM151 229H149V230H151ZM172 229V228H171ZM48 230V229H47ZM58 230V229H57ZM77 230V229H76ZM105 230V229H104ZM132 230V229H131ZM144 230V229H143ZM142 230V231H143ZM235 230V229H234ZM238 230H239V228H238ZM243 230V229H242ZM250 232H249V231ZM56 231V230H55ZM123 230H121L120 231V229H119V232L121 233ZM124 231H125V229H124ZM148 231V230H147ZM0 232H1V230H0ZM5 232V233H4ZM53 232V231H52ZM106 233H107V229H106V231H105ZM129 231H127V232H124V235L126 234V233H128ZM144 232V231H143ZM264 232V231H263ZM2 233H1V235H2ZM11 233V234H10ZM54 233V232H53ZM52 233V234H53ZM81 233V232H80ZM173 233V232H172ZM7 234V235H6ZM69 234V233H68ZM117 234V233H116ZM131 234V233H130ZM143 234V233H142ZM148 234V233H147ZM244 234V233H243ZM262 234V233H261ZM15 235V236H14ZM17 235H21L23 238H25L26 237V239H23L22 237H20V238H18V236ZM56 235V234H55ZM108 235V234H107ZM131 235H133V234H131ZM140 235V234H139ZM153 235V234H152ZM231 235V234H230ZM241 235V234H240ZM25 236V237H24ZM75 236V235H74ZM104 234H103V238H104ZM118 236V235H117ZM127 236V235H126ZM129 236V235H128ZM144 236V235H143ZM150 236V235H149ZM173 236V235H172ZM236 236H238L237 234H236ZM263 236V235H262ZM42 237V236H41ZM73 237V236H72ZM89 237H90V235H89ZM88 237V238H89ZM98 237V236H97ZM97 237H95V238H97ZM101 236H99L98 238H100V239H103ZM133 237V236H132ZM239 237V236H238ZM35 238V237H34ZM40 238V237H39ZM124 237H122V239H123ZM125 238H127V237H125ZM137 238V237H136ZM233 238V237H232ZM58 239V238H57ZM67 239V238H66ZM71 239V238H70ZM99 239V240H100ZM116 239V238H115ZM157 239V238H156ZM171 239V238H170ZM248 239V238H247ZM247 239H245V240H247ZM263 239V238H262ZM262 239H261V242H262ZM36 240V239H35ZM109 240V239H108ZM134 240V239H133ZM136 240V239H135ZM154 240V239H153ZM238 240V239H237ZM264 240V239H263ZM39 241V240H38ZM55 241H56V239H55ZM82 241V240H81ZM98 241V240H97ZM111 241V240H110ZM126 241V240H125ZM125 241H122L123 243H125ZM174 241V240H173ZM242 241V240H241ZM4 242V243H5ZM51 242V241H50ZM49 242V243H50ZM93 242V241H92ZM100 242V241H99ZM128 242H129V240H128ZM156 242V241H155ZM175 242V241H174ZM235 242V241H234ZM243 242V241H242ZM242 242H240V243H242ZM246 242V241H245ZM27 243H28V245H27ZM30 243V244H29ZM35 243V242H34ZM56 243V242H55ZM90 243V242H89ZM130 243H132V242H130ZM6 244V245H7ZM37 244V243H36ZM40 244V243H39ZM53 244V243H52ZM82 244V243H81ZM90 244H93V243H90ZM175 244V243H174ZM235 244V243H234ZM5 245V244H4ZM89 245V244H88ZM113 245V244H112ZM121 245V244H120ZM179 245V244H178ZM238 245V244H237ZM239 245H241V244H239ZM37 246H38V244H37ZM43 246V245H42ZM48 245H45V247H47ZM52 246V245H51ZM56 246V245H55ZM67 246V245H66ZM86 246H87V244H86ZM95 246V245H94ZM117 246V245H116ZM126 246V245H125ZM124 246V247H125ZM129 245H127L126 247H128ZM133 246V245H132ZM243 246V245H242ZM244 246L242 247V248H244ZM264 246V245H263ZM40 247V246H39ZM44 247V246H43ZM54 247V246H53ZM61 248H62V246H60ZM59 246H58V249L60 248ZM85 247V246H84ZM91 247V246H90ZM129 247H131V246H129ZM173 247V246H172ZM179 247V246H178ZM237 247V246H236ZM8 248V247H7ZM57 248V247H56ZM55 248V249H56ZM66 248V247H65ZM233 248V247H232ZM235 248V247H234ZM241 248V246H239V249ZM264 248V247H263ZM45 249V248H44ZM49 250H51L50 249V247L48 248ZM67 249V248H66ZM105 249V248H104ZM107 249V248H106ZM128 250V249H130V248H125L124 250ZM134 249V248H133ZM171 249H173V248H171ZM236 249H238V248H236ZM238 249V250H239ZM9 250V249H8ZM13 250H12V252H13ZM54 250V249H53ZM69 250V249H68ZM175 250V249H174ZM237 250V252H240V250L238 251ZM7 251V250H6ZM11 251V250H10ZM29 253H28V252ZM46 251V250H45ZM45 251H43L44 253H42L41 252V249H39V252H41V253H39L40 254V261L42 262V263H44L43 261H45V256L43 255V254H45L46 252ZM48 251V250H47ZM55 251V250H54ZM59 251V250H58ZM63 251V250H62ZM118 251V250H117ZM264 251V250H263ZM15 252V251H14ZM71 252H72V250H71ZM130 252H132L131 250H130ZM130 252H126L125 254L127 255V258L128 259H131L132 261H134V259H133V252L132 253H130ZM173 252V251H172ZM18 253V252H17ZM16 253V254H17ZM58 253V252H57ZM66 253V254H65ZM64 254L66 255V257L64 256V258H63V261L62 262H58V259L57 260H55L53 263L51 262L50 264H54L55 262L57 263V264H84L83 262L86 260L85 258V260L83 261H81V258L80 257H78L79 256V254H78V256L76 255V254H72V255H67V253L68 252H65ZM107 253H109V252H107ZM233 253H235V251L233 252ZM261 253V252H260ZM25 254H23V256L25 255ZM48 254V253H47ZM46 254V255H47ZM59 254V253H58ZM124 254V255H125ZM129 254L130 255H132V257L131 258H129L128 256H129ZM244 254V255H245ZM43 255V256H42ZM50 255V254H49ZM57 255V254H56ZM55 255V256H56ZM76 255V256H75ZM109 255H110V253H109ZM236 255V254H235ZM239 255H240V253H239ZM243 255V254H242ZM31 256V255H30ZM111 256V255H110ZM121 256V255H120ZM230 256H232V255H230ZM53 257V256H52ZM82 257V256H81ZM87 257V256H86ZM117 257V256H116ZM123 257V256H122ZM236 257V256H235ZM240 257V256H239ZM245 257V256H244ZM264 257V256H263ZM263 257H261L262 259H263ZM27 258V257H26ZM29 258V257H28ZM50 258V257H49ZM80 258V259H79ZM83 258V257H82ZM124 258V257H123ZM135 258H136V256H135ZM225 258H227L226 256H225ZM224 258V259H225ZM15 259V258H14ZM54 259H55V257H54ZM53 259V260H54ZM110 259V258H109ZM126 259V258H125ZM128 259H126V263H127V260ZM242 259V258H241ZM244 259V258H243ZM60 260H62V259H60ZM116 260V259H115ZM131 260H130V262H131ZM228 259H225L224 261H227ZM237 260V259H236ZM7 261V260H6ZM5 261V262H6ZM52 261V260H51ZM89 261V260H88ZM123 261V260H122ZM137 261V260H136ZM234 261V260H233ZM241 261V260H240ZM3 262H4V260H3ZM4 262V263H5ZM12 262V261H11ZM138 262V261H137ZM230 262V260L228 261V263ZM244 262V261H243ZM246 262V261H245ZM55 263V264H56ZM89 264H90V262H88ZM87 263V261H86V264H88ZM133 263H135V262H132L131 264H133ZM234 263V262H233ZM237 263V262H236ZM136 264V263H135ZM242 264V263H241Z\"/></svg>",
	"mask_w": 264,
	"mask_h": 264
}]
</instances>
